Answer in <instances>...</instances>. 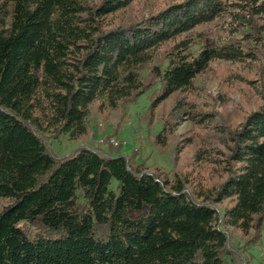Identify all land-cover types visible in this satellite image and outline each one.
Wrapping results in <instances>:
<instances>
[{
	"label": "trees",
	"instance_id": "1",
	"mask_svg": "<svg viewBox=\"0 0 264 264\" xmlns=\"http://www.w3.org/2000/svg\"><path fill=\"white\" fill-rule=\"evenodd\" d=\"M137 1L0 0V264H233L226 229L264 232V87L237 127L195 115L220 146L196 153L221 176L206 191L128 156L54 154L61 136H88L94 103L117 110L152 89L154 111L217 62L264 74V0H178L121 24Z\"/></svg>",
	"mask_w": 264,
	"mask_h": 264
},
{
	"label": "rangeland",
	"instance_id": "2",
	"mask_svg": "<svg viewBox=\"0 0 264 264\" xmlns=\"http://www.w3.org/2000/svg\"><path fill=\"white\" fill-rule=\"evenodd\" d=\"M176 1L178 0H139L125 14L121 13L123 17L120 22L126 24L128 20L145 18L152 11L165 8ZM205 30L211 33L208 35L214 36V40L222 41L226 38V33L218 32L213 25ZM261 73L262 68L258 64L253 63L252 68L245 69L242 65L217 62L198 78L193 90L175 94L154 111L152 89L117 110H100V103H94L91 107L88 136L74 142L61 136L53 141V152L56 156L63 157L82 147L100 152L104 149L112 156L135 158L136 162L145 165L149 173L163 179H172L173 172H177L190 193L206 191L218 184L221 176L205 154L198 158L196 153L220 147L215 125L237 127L251 111L259 108L261 99L258 93L264 87V74ZM149 83L159 86L153 79ZM179 103L189 111L182 117L176 114ZM190 112L194 116L189 115ZM202 113L211 114L216 120L212 128L198 124L199 119L195 115ZM164 122L172 136L168 146L162 148L158 147L155 139L162 132ZM110 138L125 142V145L113 148L108 143L101 144V140ZM229 204L226 201L218 208L223 211ZM226 232L229 235L228 248L233 253V264H264V232L252 231L248 236L230 228ZM231 258L228 259L230 262Z\"/></svg>",
	"mask_w": 264,
	"mask_h": 264
},
{
	"label": "built area",
	"instance_id": "3",
	"mask_svg": "<svg viewBox=\"0 0 264 264\" xmlns=\"http://www.w3.org/2000/svg\"><path fill=\"white\" fill-rule=\"evenodd\" d=\"M100 142L101 144L108 143L113 148H119L125 145V142L123 143V142L117 141L115 138L103 139Z\"/></svg>",
	"mask_w": 264,
	"mask_h": 264
},
{
	"label": "crops",
	"instance_id": "4",
	"mask_svg": "<svg viewBox=\"0 0 264 264\" xmlns=\"http://www.w3.org/2000/svg\"><path fill=\"white\" fill-rule=\"evenodd\" d=\"M101 152H105V153H107L106 150H104V149H103V151H101ZM107 154H109V153H107ZM110 155H112V154H110Z\"/></svg>",
	"mask_w": 264,
	"mask_h": 264
}]
</instances>
